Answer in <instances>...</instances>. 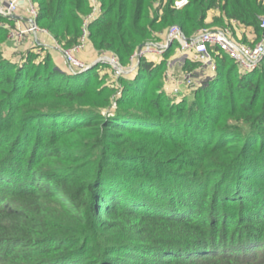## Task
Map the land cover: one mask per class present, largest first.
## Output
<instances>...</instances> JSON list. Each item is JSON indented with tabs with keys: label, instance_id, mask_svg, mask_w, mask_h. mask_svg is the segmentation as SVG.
<instances>
[{
	"label": "trees",
	"instance_id": "1",
	"mask_svg": "<svg viewBox=\"0 0 264 264\" xmlns=\"http://www.w3.org/2000/svg\"><path fill=\"white\" fill-rule=\"evenodd\" d=\"M32 1L47 33L14 56L2 23L16 19L0 14V264H264V60L179 59L193 82L178 99L164 87L176 40L128 73H72L44 39L74 45L89 0ZM99 1L90 47L122 67L172 25L264 36L262 0Z\"/></svg>",
	"mask_w": 264,
	"mask_h": 264
},
{
	"label": "built area",
	"instance_id": "2",
	"mask_svg": "<svg viewBox=\"0 0 264 264\" xmlns=\"http://www.w3.org/2000/svg\"><path fill=\"white\" fill-rule=\"evenodd\" d=\"M262 2L264 4V0ZM185 3H187V0H176L174 1V6L180 7ZM89 4L90 11L83 17L78 41L68 48H62L57 43H53L54 47L57 46L55 48L64 57L68 69L72 73L81 72L90 65L81 60L77 53L89 43L90 23L101 14L102 8L99 0H89ZM20 8H24L27 11L25 20L15 17ZM0 14L14 20L16 19L15 26H11L9 23H2L8 29V39L15 43H21L28 35L36 41L38 40L39 32L47 33L45 29L40 28L36 24L38 6L32 0H0ZM260 27L264 28V14L260 15ZM173 40L179 43V52L183 58L189 57L192 61L199 63V68L206 69L209 72H213L216 68L213 55L217 51H223L229 55L241 71H251L264 60V36L254 46H250L236 40L229 27L200 28L194 36L187 38L177 25H172L168 29L162 41L150 40L139 46L131 56V63L128 67L120 66L113 55H107L105 58L117 73H127L118 70L117 66L130 72L136 67L141 56H149L150 54L160 56ZM183 82L186 85L193 82L190 72L184 74L181 80L174 81L172 91L178 92V85Z\"/></svg>",
	"mask_w": 264,
	"mask_h": 264
},
{
	"label": "rangeland",
	"instance_id": "3",
	"mask_svg": "<svg viewBox=\"0 0 264 264\" xmlns=\"http://www.w3.org/2000/svg\"><path fill=\"white\" fill-rule=\"evenodd\" d=\"M100 2V1H99ZM23 22V21H22ZM208 28H216L217 26H214V25H212L211 27L210 26H207ZM234 32H235V34H233V36H235L236 38H238V37H242V34H243V32L244 31H240L239 29H234ZM159 34V36H162V33H158ZM28 37H29V35L28 36H26L25 37V39L23 40V44H21V43H15V42H10V41H8V42H10V44H9V47L10 48H8L7 49V53H9V52H12L13 50H16V48L17 49H20V47L19 46H21V48H23V50L24 49H27L28 48V46L27 45H29V43L27 44V42H25L27 39H28ZM158 40V39H157ZM150 41V40H149ZM55 47H57V46H55ZM63 48V47H62ZM53 49V48H52ZM84 49V48H83ZM82 49V50H83ZM56 50H58L57 48H56ZM82 50H80V51H82ZM59 51V50H58ZM84 51H90V49L87 47ZM60 52V51H59ZM178 58L179 59H182L183 58V56L181 55V53L179 52V47H178ZM97 57V56H96ZM105 57H107V54H101L100 56H98L97 58H95V60H94V62H98V61H104V62H107L108 63V60H106V58ZM149 57L150 58H152V59H154V60H157V59H159V55H156V54H150L149 55ZM175 57H177V56H175ZM84 61V60H83ZM86 64H88L89 65V63L88 62H86V61H84ZM168 64V66H167V69H166V71H165V79H166V82L164 83V87H165V90H166V92L169 94V95H172L173 94V91H172V89H173V85H174V81H176V80H181L182 78H183V70L182 71H180V73L181 74H178V76L176 77L175 75H174V71H173V65L172 64H174L173 63V61H168L167 62ZM176 72H178V69L176 70ZM128 73V72H127ZM173 74V75H172ZM175 76V77H174ZM175 78V79H174ZM180 78V79H179ZM178 87L180 88V89H185V83L183 82V83H180L179 85H178ZM181 92V91H180ZM179 94L180 93H178V94H173L174 95V98L176 99H178V97H179Z\"/></svg>",
	"mask_w": 264,
	"mask_h": 264
},
{
	"label": "crops",
	"instance_id": "4",
	"mask_svg": "<svg viewBox=\"0 0 264 264\" xmlns=\"http://www.w3.org/2000/svg\"><path fill=\"white\" fill-rule=\"evenodd\" d=\"M23 10H21V11H19L18 13H17V15H15V17L18 19H24L25 18V16L23 15ZM25 20V19H24ZM249 37H252L251 35H249V34H247ZM248 37V38H249ZM44 40H46L45 42H44V44L46 45H48V46H50V47H52L53 49H54V51H53V58H54V60H55V62H56V64L59 66V67H61V68H64V66L66 65L67 66V63L65 62V60H64V58H63V56H62V54L58 51V50H56V48L54 47V45H53V43H52V41L50 40H48L47 41V39H44ZM29 42V41H28ZM28 42H27V44H28ZM9 44H10V42H6L4 45H3V47H4V54L6 55V56H14V51H18V50H23V48H21V46H19L20 47V49H17L16 48V50H13L12 52H9V53H7V49L8 48H10L9 47ZM27 46H29V45H27ZM89 48L90 49V51H84L86 48ZM77 56L81 59V60H84V61H86V62H88V63H93L94 62V60H95V58H96V55H95V53L92 51V49H91V47H90V44L88 43L86 46H85V48L82 50V51H79L78 53H77ZM178 60H179V58L178 57H174L173 58V63L174 64H172L173 65V71H174V75L177 77L178 76V74H181L180 73V71H182V69H181V66H180V64H179V62H178ZM68 67V66H67ZM178 69V72H176V70ZM173 75V74H172ZM174 76V77H175ZM175 79V78H174ZM180 79V78H179ZM180 91L182 92L183 91V89H180Z\"/></svg>",
	"mask_w": 264,
	"mask_h": 264
},
{
	"label": "water",
	"instance_id": "5",
	"mask_svg": "<svg viewBox=\"0 0 264 264\" xmlns=\"http://www.w3.org/2000/svg\"><path fill=\"white\" fill-rule=\"evenodd\" d=\"M93 63H95V62H93ZM92 63V64H93ZM91 65V64H90ZM90 65L88 66V67H90ZM117 69L118 70H120L121 72H128V70H126V69H124V68H122V67H120V66H117Z\"/></svg>",
	"mask_w": 264,
	"mask_h": 264
}]
</instances>
